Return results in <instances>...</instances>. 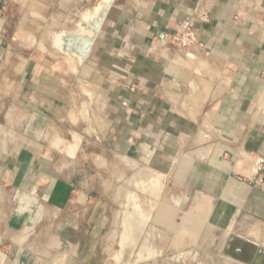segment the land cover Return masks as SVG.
I'll return each mask as SVG.
<instances>
[{"label":"crops","instance_id":"0c3cea01","mask_svg":"<svg viewBox=\"0 0 264 264\" xmlns=\"http://www.w3.org/2000/svg\"><path fill=\"white\" fill-rule=\"evenodd\" d=\"M4 2L0 0V94L16 104L8 110V118H0V264H101L98 244L106 225L104 199L85 177L84 164L77 169L57 168L46 153L49 129L56 133L53 126H67L73 91L47 65L23 61L19 54L9 58L3 35ZM125 3L128 10L112 18L105 49L96 61L97 78L105 80L97 92L106 100L94 105L91 115L101 140H110L115 151L124 148L125 153L135 154L142 145L147 152L158 147L168 157L183 148L185 156L175 162L177 168L187 158L204 159L200 166H183L185 187L200 195L182 217L180 230L186 227L185 218L192 217L194 223V217L211 213L264 221V174L256 183L247 174L250 162L241 163L242 154L251 159L264 156V0ZM193 20L200 24L194 31L202 47L180 48L178 53L172 35L189 29ZM160 33L163 42L158 40ZM195 65L219 71L225 83H203L206 92L202 103L198 100L201 106L208 97V110L203 116L195 114L198 124L194 114L193 119L187 114L194 106L186 101L181 81L186 67ZM16 114L17 119L9 118ZM89 147L102 156L100 145ZM121 157L127 156H115L121 163L119 173ZM130 161L140 167L138 172L150 174L149 179L142 178L144 187L137 182L148 194L146 201L155 177H160V189L167 185L164 173ZM169 179L171 189L183 190L173 176ZM139 204L134 208L141 210ZM140 218L139 227L131 220V229L142 231L146 218ZM172 239L163 234L160 246L152 251L160 254L157 248L170 246Z\"/></svg>","mask_w":264,"mask_h":264},{"label":"rangeland","instance_id":"374dc122","mask_svg":"<svg viewBox=\"0 0 264 264\" xmlns=\"http://www.w3.org/2000/svg\"><path fill=\"white\" fill-rule=\"evenodd\" d=\"M4 1L3 35L9 58L17 57L16 55L19 54L23 61L32 59L47 65L56 70L73 91V110L69 113L67 126H53L56 133H52L49 129L45 141L46 153L57 168L74 167L77 169V165L81 166L84 164L86 171L88 170L85 177H88V182L91 183L94 191L104 199L103 202L106 204V225L98 244L101 264H140L134 258L142 260L146 259L148 255L156 254L157 252H153L152 249L160 246V239L163 234L173 237L170 246L157 248L162 251L159 252L161 255L159 259L148 260V262L144 260L141 264H174L166 259V253L171 251V248L176 250L188 246L190 248H187L185 250L186 254L182 255L184 264H208L213 262L222 264L224 260L213 251H211L213 253H210L204 249H197V259L196 255H192L194 253L191 248L199 245L207 250L218 249V245L228 233L245 236L261 245L262 249H264V221H259L255 217H245L243 215L239 217H224L223 220H219V222H222L219 229L207 223L209 214L206 217H194V219L196 218L194 223L192 221L193 218L189 217L184 220L187 223L185 229L180 230L181 226H178L174 232L173 221L175 217H168L169 214L176 210L175 207L183 213H188L191 202L200 195L197 193L191 194L185 187L183 180L187 170L183 169V166H188L190 163H197L200 166L204 159L193 158L188 160L186 157V164L183 162L177 168L175 166L176 163L185 156L183 148L179 151L177 150L174 153V157L163 156L161 149L158 147L151 149L152 152H147L144 145L138 148L141 151L139 153L135 154V151L125 153L124 148L121 151L119 149L118 151L113 150L109 147L111 141L106 140L104 143L101 140V135H98L96 126L93 124L94 117L91 114L94 112L91 108L106 99L97 92L98 85L105 84V80L97 78L99 70L96 61L102 49L103 51L105 49L103 43H105L106 34L110 32L109 26L113 20L112 18L120 12L128 10L125 2L129 0ZM99 11L101 12L100 14L98 13ZM103 13H106L104 26L101 22L104 20ZM127 19L129 18H125L124 21H128ZM101 26L102 28L99 30ZM172 45H175L176 52H181L178 50L180 47L174 43ZM186 69V77L182 78L181 81L185 84V90L187 91L185 93L186 101L190 106L193 105L194 109H192V113H188L185 109L184 111L187 112L188 116L194 114L196 118V113L199 116H203L208 110V107L205 106L208 105V97L201 104L202 108H200L198 100L201 97L203 98L206 92L203 83L208 80L211 84L224 85V78L219 71L215 70L212 72L206 70L203 66L198 67L195 65L194 68L186 67ZM114 81L116 82L117 80L114 79ZM10 83L14 85L13 81ZM112 83L106 85L112 86L114 85ZM1 86L0 83V88ZM207 94L209 95V93ZM15 104L12 97L7 100L3 99L0 94V118L7 117L8 110ZM17 108L19 107L17 106ZM9 118L11 120L17 119V114ZM190 118L193 119V115ZM195 120L198 124L199 118ZM198 129L199 125L192 136L197 133ZM92 144L100 145L102 148L101 157L96 156L99 150L89 147ZM114 153L117 154L115 155ZM117 155H125L129 158H120L123 167L120 173L118 171L121 163L118 164L120 161L115 158ZM130 159L136 160L139 164L138 166L147 167L166 175L167 185L165 183L161 189L159 187L160 177L154 178L155 188L149 193L148 201H146L148 194L139 189L140 184L137 182H141L144 179L142 177L138 179V175H146L148 177L149 174L141 175L138 172L140 167L136 166L135 161L133 166ZM161 162L165 163L161 164ZM131 169L136 173L135 175ZM204 172L208 174V169L204 170ZM172 176L181 183L183 190L180 192L182 194L168 186V183H170L169 178ZM136 177L137 179H135ZM202 182L199 181V185H202ZM142 183L141 186L144 187L145 185ZM121 185L123 186L122 188L125 187L124 185L127 186L125 187L127 192H125V188L122 189L124 191H121L120 195H122L120 196L116 193V189ZM115 193L120 197L116 199ZM124 193L127 194L125 195ZM134 204L142 206V216L146 218V220H143L142 231L135 228L131 229V220L137 222V227L141 224L139 221L141 218L137 217L139 216L137 213L134 212L133 217L123 216V210L126 209L127 212L131 208L132 211ZM179 206L180 208H178ZM116 210L120 220L117 222L118 225L116 224L118 230L116 229L117 231L114 233L116 240L112 238L107 241L111 227V217ZM162 217H166L164 222ZM160 231L162 235L158 237L157 234H161ZM210 237L213 238L211 239L213 243H208Z\"/></svg>","mask_w":264,"mask_h":264},{"label":"flooded vegetation","instance_id":"af4514ba","mask_svg":"<svg viewBox=\"0 0 264 264\" xmlns=\"http://www.w3.org/2000/svg\"><path fill=\"white\" fill-rule=\"evenodd\" d=\"M191 194H193V192H191ZM127 208L129 209V207H127ZM175 208H176V210H173V212L171 214H169V216H168V217H175L174 221H173L174 227H175L174 232L178 228V225L182 219L181 217H184L186 214L185 212L184 213L181 212L180 209H177V207H175ZM178 208H180V206ZM134 212L139 215L137 217L142 216L141 210L135 209L134 207H133L132 211H131V208H130V211L127 210V212H126V209L123 210V216L124 217H133ZM151 217H153V216H151ZM207 217H209L207 220L208 224H211V225L219 228V226H221V224H222V222H219V220L221 221L224 219V217H228V216L226 214L217 215L216 213H211ZM187 248H190V247L188 246L186 248L176 249V250H172V251L167 252L166 253V257H167L166 259L173 262L174 264H179V263L184 264V262L182 261L183 260L182 255L186 254L185 250ZM197 249H204L206 251H209L210 253L214 252V253L220 255L221 258L224 260L222 262V264H264V249H262V246L257 244L256 242H254L252 240H249L245 236L234 235L233 233H228L226 235L225 239L218 245V249L216 248L213 250H207V249H205L199 245L191 248V251L194 253L192 255H196V258L198 259V256H197L198 250ZM211 251H213V252H211ZM160 256H161L160 254L156 253V254L151 255V256L148 255L147 258L144 260L147 262H148V260H157V259H159ZM134 260H135V258H134ZM144 260L137 259L135 261L142 263V262H144ZM208 264H218V263L213 262V263H208Z\"/></svg>","mask_w":264,"mask_h":264},{"label":"built area","instance_id":"2783aa9c","mask_svg":"<svg viewBox=\"0 0 264 264\" xmlns=\"http://www.w3.org/2000/svg\"><path fill=\"white\" fill-rule=\"evenodd\" d=\"M171 42L176 44L180 48H190V47H202V44L198 41L194 30L186 29L183 31H178L172 35ZM250 162L249 173L251 177H255L256 183L262 182V176L264 174V156H257L254 159L249 158L247 155L241 156V163L247 164Z\"/></svg>","mask_w":264,"mask_h":264},{"label":"bare ground","instance_id":"6f19581e","mask_svg":"<svg viewBox=\"0 0 264 264\" xmlns=\"http://www.w3.org/2000/svg\"><path fill=\"white\" fill-rule=\"evenodd\" d=\"M19 29V28H18ZM33 40V39H32ZM33 42H34V40H33ZM31 43V42H30ZM25 44V43H24ZM203 124V123H202ZM96 151V150H95ZM127 158V157H126ZM123 161V160H122ZM130 164V163H129ZM175 165V164H174ZM143 170V169H142ZM137 171V170H136ZM139 171V170H138ZM145 171H147V170H144V172H142L141 170H140V172H142L144 175H145ZM139 172V173H140ZM149 172V171H148ZM147 172V173H148ZM153 173V172H152ZM136 173L134 172V175H135ZM138 175V174H137ZM142 175V174H141ZM150 175V174H149ZM149 175H148V178H149ZM152 175V174H151ZM139 177L141 178H144V179H148V178H146V175L145 176H140V175H138V179H139ZM151 177H153V176H151ZM135 179H137V177L135 178ZM142 180V179H141ZM129 181V180H128ZM134 181V180H133ZM144 181V180H143ZM131 183H132V181H131ZM130 184V183H129ZM143 184V183H142ZM135 185V184H134ZM125 187H127L126 185H124ZM123 186L121 185V186H119L117 189H116V193L117 194H119L120 195V193H121V191H124V190H122V189H124V188H122ZM126 189V188H125ZM125 192H127V189H126V191ZM116 193H115V198L117 199L118 197H120V196H117L116 195ZM125 194V193H124ZM127 194V193H126ZM125 194V195H126ZM180 194V193H179ZM124 196V195H123ZM118 211L116 210L115 212H113V214H112V217H111V222H110V225H111V227H110V231L108 232V239H107V241L108 240H111L112 238L114 239L115 238V232L118 230L117 228H116V224L118 225V220H119V217H118V213H117ZM120 219H121V217H120ZM120 221V220H119ZM117 229V230H116ZM107 234V233H106ZM186 234V233H185ZM184 234V235H185ZM215 234V233H214ZM209 235V234H208ZM206 237V236H205ZM214 237V236H213ZM206 239V238H205ZM211 239H213V238H211L210 237V240H209V242L208 243H213L212 242V240ZM216 239V238H215ZM115 240H116V238H115ZM204 240V239H203ZM217 240H218V238H217ZM204 243V242H203ZM104 244H105V242H104ZM107 248V247H106ZM105 250V249H104ZM107 250V249H106ZM114 250V249H113ZM119 250V249H118Z\"/></svg>","mask_w":264,"mask_h":264},{"label":"water","instance_id":"95a60500","mask_svg":"<svg viewBox=\"0 0 264 264\" xmlns=\"http://www.w3.org/2000/svg\"><path fill=\"white\" fill-rule=\"evenodd\" d=\"M107 10H108V8H107ZM106 13H107V12H106ZM106 13H105V15H104L103 18H105ZM199 26H200V24H199V23H196V21L193 20V21L188 25V28L191 29V30H197V29L199 28ZM158 40H159L160 42H163V34H162V33H160V35H158Z\"/></svg>","mask_w":264,"mask_h":264}]
</instances>
